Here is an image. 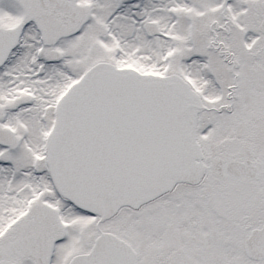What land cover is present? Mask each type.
<instances>
[{"label":"snow or ice","instance_id":"snow-or-ice-1","mask_svg":"<svg viewBox=\"0 0 264 264\" xmlns=\"http://www.w3.org/2000/svg\"><path fill=\"white\" fill-rule=\"evenodd\" d=\"M0 264H264V0H0Z\"/></svg>","mask_w":264,"mask_h":264}]
</instances>
